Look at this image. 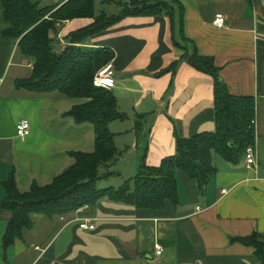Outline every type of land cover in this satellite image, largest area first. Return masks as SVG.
I'll list each match as a JSON object with an SVG mask.
<instances>
[{
  "label": "crops",
  "instance_id": "0c3cea01",
  "mask_svg": "<svg viewBox=\"0 0 264 264\" xmlns=\"http://www.w3.org/2000/svg\"><path fill=\"white\" fill-rule=\"evenodd\" d=\"M129 1L94 0V8L114 15L120 10L118 3ZM177 1L183 8L186 41L179 29V9L173 5L170 19L125 17L84 42L113 52L111 91L125 115L108 126L120 156L106 169L112 175L103 180L115 176L119 187L136 175L143 159L149 167L158 166L174 154V132L188 138L214 130L212 80L183 60L195 51L213 58L231 95L255 98V167L247 168L244 158L233 165L214 154L216 172L203 195L179 172L177 205L166 201L159 211L103 198L61 217L33 215V228L24 231L6 254L2 238L8 214L2 213L0 264H261L253 249L229 240L264 234V0ZM96 4L104 10L97 11ZM217 14L225 17L223 29L213 26ZM91 23L67 21L58 34L59 43L66 45L63 38L68 33ZM7 27L0 2V201L6 197L3 183L11 174L20 191L33 180L49 184L72 164L68 153L91 152L94 138L90 125H75L64 116L83 100L14 88L30 70L28 61L15 57L17 40L1 36ZM173 64V73H162ZM20 120L30 125L25 138L15 133ZM84 220L94 230L80 229ZM156 247L162 250L160 255L155 254Z\"/></svg>",
  "mask_w": 264,
  "mask_h": 264
},
{
  "label": "trees",
  "instance_id": "16d2710c",
  "mask_svg": "<svg viewBox=\"0 0 264 264\" xmlns=\"http://www.w3.org/2000/svg\"><path fill=\"white\" fill-rule=\"evenodd\" d=\"M0 2L8 25L1 36L17 40L18 53L32 64L29 77L17 79L14 88L35 95L56 93L83 100L64 116L75 125H90L94 136L93 150L69 152L72 164L49 184L41 185L33 180L26 191H20L13 174L3 183L6 197L0 201V214H8V225L2 238L4 254L16 240L23 238L24 231L32 228L33 215L49 219L64 216L92 207L103 198L135 209L159 211L166 201L177 205L176 176L179 172L193 181L197 194L203 195L216 172L213 154L237 165L245 157L246 149L254 144L255 98L231 95L213 58L195 51L190 56L185 54L183 60L212 80L214 130L188 138L174 132V154L163 158L158 166L149 167L143 159L136 175L120 187L97 188L99 180L112 175L106 169L120 156L108 126L113 121H123L125 115L119 112L111 90L92 86L95 72L113 59V52L107 48L86 47L84 42L125 17L164 15L170 19L174 13L173 5L179 9V29L186 41L182 34V6L177 0H130L126 4L118 3L117 14L107 15L95 11L94 0H66L58 7H41L40 0ZM74 19H91L92 23L68 33L63 38L67 46L56 49L60 46L56 39L59 26ZM175 66L173 64L162 73H173ZM229 241L253 249L257 261L264 264V234L253 232L248 237Z\"/></svg>",
  "mask_w": 264,
  "mask_h": 264
},
{
  "label": "built area",
  "instance_id": "2783aa9c",
  "mask_svg": "<svg viewBox=\"0 0 264 264\" xmlns=\"http://www.w3.org/2000/svg\"><path fill=\"white\" fill-rule=\"evenodd\" d=\"M213 26L216 29H223L225 28V17H223L221 14L215 15L213 19ZM114 85V71L112 68V65H106L105 67L101 68L96 75L94 76L92 80V86L99 89H105L110 90ZM15 133L16 136L19 138H25L30 133V125L28 121L26 120H20L15 125ZM254 149L252 147H249L246 150L244 161L247 168H251V166L254 164ZM222 195L226 193L225 190H223ZM196 211H200L199 208L196 209ZM79 228L83 230H94V226L90 224L88 220H84L83 222L79 223ZM162 253V250L159 247H156L155 254L160 255Z\"/></svg>",
  "mask_w": 264,
  "mask_h": 264
},
{
  "label": "rangeland",
  "instance_id": "374dc122",
  "mask_svg": "<svg viewBox=\"0 0 264 264\" xmlns=\"http://www.w3.org/2000/svg\"><path fill=\"white\" fill-rule=\"evenodd\" d=\"M32 1H38V0H32ZM41 2H40V5H41V7H46V6H52V7H58V5H60V4H55V5H53L52 3L54 2V0H40ZM96 10L97 11H99V10H104L103 9V6H100L99 4H96ZM113 9L112 8H107L106 9V12L108 13V14H113L112 11ZM111 12V13H110ZM223 16V15H222ZM224 17V16H223ZM67 22V21H66ZM66 22H64V23H66ZM63 23V24H64ZM62 24V25H63ZM61 25V26H62ZM60 30H61V27L59 26V28H58V33H57V41L59 42V39H58V34H59V32H60ZM18 42V41H17ZM65 44H66V42H65ZM67 46V44L66 45H62V44H60V46H58L59 48L61 47V49H64L65 47ZM85 47V46H84ZM87 47V46H86ZM58 48V49H59ZM17 59H18V57H20V54L18 53V51H17V54H16V56H15ZM15 58V59H16ZM17 61V60H16ZM112 65V68H113V71H114V83H115V70H114V67H113V59L112 60H110L109 62H107L104 66H102L101 68H103V67H105L106 65ZM28 68H29V70H30V72L32 71V64H30L29 63V65H28ZM101 68H99L96 72H95V74H94V76L96 75V73L101 69ZM94 76H93V78H94ZM93 78H92V80H93ZM24 79H26V78H24ZM112 89V88H111ZM110 89V90H111ZM84 101H82L81 103H83ZM81 103H78V104H81ZM78 104H75V105H78ZM74 106V105H73ZM27 121V120H26ZM29 123V122H28ZM253 125H254V127H255V120H254V123H253ZM254 143H255V141H254ZM250 147H252L253 149H254V154H255V156H254V160H255V162H254V164L251 166V167H255V165H256V150H255V147H254V144L252 145V146H250ZM249 148V147H248ZM247 148V149H248ZM246 149V150H247ZM214 155V154H213ZM218 157V156H217ZM118 180L116 179V177L115 176H113L112 178H110L108 181L106 180H103V179H101V180H99L98 182H97V188H106V187H109L110 185L109 184H111L112 186H113V188H118V187H116L117 185H116V183L115 182H117ZM121 186V185H120ZM119 186V187H120ZM59 217H61V216H59ZM55 218V217H54ZM31 220H32V222H33V226H34V221H35V218H33V216H31ZM33 226H32V228H33ZM31 228V229H32Z\"/></svg>",
  "mask_w": 264,
  "mask_h": 264
},
{
  "label": "water",
  "instance_id": "95a60500",
  "mask_svg": "<svg viewBox=\"0 0 264 264\" xmlns=\"http://www.w3.org/2000/svg\"><path fill=\"white\" fill-rule=\"evenodd\" d=\"M59 47L58 46H56V49H58Z\"/></svg>",
  "mask_w": 264,
  "mask_h": 264
}]
</instances>
